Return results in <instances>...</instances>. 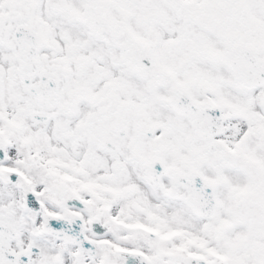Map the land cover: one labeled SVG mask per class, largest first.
<instances>
[{
  "label": "snow or ice",
  "instance_id": "6c2138e0",
  "mask_svg": "<svg viewBox=\"0 0 264 264\" xmlns=\"http://www.w3.org/2000/svg\"><path fill=\"white\" fill-rule=\"evenodd\" d=\"M0 264H264V0H0Z\"/></svg>",
  "mask_w": 264,
  "mask_h": 264
}]
</instances>
